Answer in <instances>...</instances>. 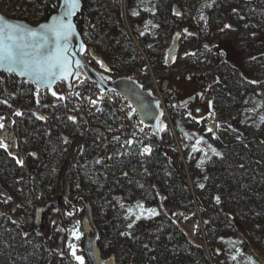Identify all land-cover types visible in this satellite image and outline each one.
Listing matches in <instances>:
<instances>
[{"label": "trees", "instance_id": "16d2710c", "mask_svg": "<svg viewBox=\"0 0 264 264\" xmlns=\"http://www.w3.org/2000/svg\"><path fill=\"white\" fill-rule=\"evenodd\" d=\"M218 1L219 8L214 9L210 16L212 35L218 37L227 31L228 38L234 36L236 47L242 52L244 70L249 76H245L239 68L230 66L218 54L199 58L201 62L212 65L211 71L216 73L212 97L219 130L215 135L207 132L205 119L200 122L189 115L180 118L182 127L205 133L218 151L205 173L197 166L199 156H191L189 174L194 180L203 181L202 187L197 185L196 192L187 181V172L179 154L168 145L172 140L171 128L160 130L159 136L148 127L147 133L159 144H154L149 153L142 154L139 145L129 146L126 137L117 131L118 116L112 107L103 108L98 116L80 112L84 116L87 133L94 137L95 145H102V136L109 140L107 171L112 182L107 184L101 196L82 192L83 187L79 186L80 195L76 199L77 204L85 207L82 217L85 234L93 236L95 232L98 233L95 246L98 261L100 241L112 237L114 230L123 229L117 214L116 196L120 195L135 199L139 194L151 192L170 229L177 232L170 237L168 230L162 231L158 226L143 232L136 230L128 235L116 234L111 243V258L115 264H211L204 247L187 239L186 233L165 207H182L190 211L198 206L204 214L203 221L210 241L209 252L216 258L222 257L223 264L227 263L223 240L238 233L235 221L243 220L247 230L249 223L256 224L261 229L257 233L264 237V123L248 125L243 118L244 94L248 87L263 81L259 78V72H264V24L246 11L259 8L263 0ZM82 3L75 20L85 43L83 59L96 72L102 70L107 74L110 81L131 78L133 70L146 71L149 64L158 70L160 76L161 72L177 63L180 50L184 48L191 49L190 56L200 55V31L194 24L195 0H156L153 4L155 9L150 10L145 6L140 7V0H82ZM125 4L130 13L143 9L144 18L151 19L158 26V42L152 44L148 37L141 36L139 32L135 33L138 44L133 40L124 24ZM60 6V0H0L3 14L36 25L57 13ZM234 16L239 18L237 22ZM227 21H234L235 24L226 27ZM183 28L192 32L188 40L180 34ZM233 28H236V33H233ZM171 45L177 46L176 51H172ZM100 47L105 50L102 51ZM101 59L104 61L103 68ZM254 62L258 67L250 68L248 64ZM125 69H129V72L123 73ZM145 75L148 77L149 73ZM12 77L22 86L33 89L22 103L40 107L36 104L39 98L53 96L50 90L36 92L37 88L26 80L0 71V94L10 96L14 105L21 102L18 103L19 97L9 89L8 83ZM85 80L99 89L89 78ZM138 82L141 85L145 83L141 80ZM83 87L85 85L79 86L75 81L70 87L69 96L74 97V92ZM61 103L63 108L56 106L53 112L50 111L49 119L26 108L19 112L21 115H17L27 161L16 149L19 138L14 130L15 125L8 120L0 134V139L8 145L7 151L0 148V264H76L68 251L60 254L51 244L54 236L61 233L52 224L53 217L61 213L63 221L71 224L76 215L68 196L72 190L70 180L66 177L62 180V190L68 198L62 195L57 202L51 203V174H40L42 169L39 162L33 171L27 169L37 161L35 152H45L46 162L54 165V161L59 160L57 154L61 151L64 154V149L73 147L69 154L71 163L73 159L76 161L81 147L87 149V138L73 146L69 134L60 128L53 129L54 122L60 118L71 122L66 100L63 99ZM90 141L88 139V143ZM119 155L127 156L117 166ZM17 160L23 163L19 164ZM28 198L31 200V211L27 205ZM89 207L93 214L92 224L86 221ZM250 233L253 236L257 234ZM62 235L64 241L68 240L67 231L64 230ZM196 257L200 261H196ZM87 264H94V260L88 258Z\"/></svg>", "mask_w": 264, "mask_h": 264}, {"label": "rangeland", "instance_id": "374dc122", "mask_svg": "<svg viewBox=\"0 0 264 264\" xmlns=\"http://www.w3.org/2000/svg\"><path fill=\"white\" fill-rule=\"evenodd\" d=\"M155 2L156 0H140L139 5L140 7L145 6V8L150 10V8L155 9V7H153ZM194 5L196 7L194 11V24L200 31V55L197 57L190 56L189 53L191 49L189 47L184 48L180 50L177 63L166 71L161 72V74H159L160 76H158V70L153 68L151 64L148 65L146 71L140 72L138 70H133V73H131L130 76H135L137 80L145 82L142 86L146 90L150 91L154 96L158 97L160 94L165 96L167 105L170 104L172 108H168L169 115H167V113L164 112L165 110L162 105L160 106L162 111V115L159 120L160 130L165 131L168 128H171L172 140L168 145L173 144L175 137L172 132V126L175 127L178 135L181 134L185 136L190 143V147L186 154L188 156H191L192 154L199 156L197 166H199L205 173L207 170L206 167H208V164L212 161L214 155L218 153L217 148L211 143L205 133L198 129L182 127L180 121L182 116L189 115L199 119L200 122L205 119L207 132L211 129L210 132L215 135L217 133L216 131L219 130V123L216 118L212 97V85L216 80V73L211 71L212 65L210 66L208 63H203V61L201 62L199 58L206 55L212 56L218 54L219 57L225 60L230 66L239 68L245 76H249V74L244 70L242 52L236 47V42L233 38L234 36L230 35L228 38L227 36L229 33L227 31L218 37H213L212 35L210 16L214 9L219 8V1L195 0ZM125 6L126 8L123 13L124 24L133 40L136 42L135 33L139 32L141 36L148 37L152 44L158 42V26L153 23L151 19L144 18V10L138 8L139 11L136 9L134 14L129 12L127 4H125ZM246 13L264 24V0L262 2V6L259 8H249ZM233 19L237 22V19L239 18L234 16ZM132 21L135 23L132 24ZM234 21H227L226 26H233V24H235ZM233 30V33H236V28H233ZM180 34L183 38L188 40V37L192 34V32L184 30L183 28L182 31H180ZM171 47L173 48L174 46L171 45ZM244 48L245 47H243V49ZM100 49H102V51L105 50V48L102 47H100ZM100 63L104 65L103 59L100 60ZM248 65L250 68L258 67L256 62ZM128 72L129 69H125L123 71V73ZM146 72L149 73L148 77H145ZM98 73L103 75L104 79L108 80V75L105 76L102 70H98ZM259 78L263 81L259 85L248 87L247 92L244 94L243 118L245 123L248 125H261L264 123V72H259ZM9 81V89L11 88L10 90H12L17 97H19L18 103H21L14 105V103L11 102L12 98L10 96L0 94V118H2L0 119V123H3L4 125L3 128H0V134L4 130L6 122L8 120L10 122L14 120V117H16L15 113L22 111L24 108L29 109V105L22 102L27 100L25 98L26 95L33 90L32 87H27L25 85L22 86L19 84L15 77H12ZM76 81L79 86L88 85L83 71L78 72ZM20 83L23 82L21 81ZM30 85L32 84L30 83ZM37 90L38 91L36 92L41 91L38 88ZM53 93H55V95ZM52 95L53 96H49L48 98H39L36 104L40 107L34 108H41L39 110L53 112L56 106L57 108H63L61 102L63 99L66 100L67 104H70L68 112L71 122H68L67 119L60 118L58 121L54 122L53 129L58 130V128H60L69 134L72 139L73 146H77L79 142H83V139L87 138V149L83 150V147H81L76 156V161L73 159L72 163L69 161L72 158L69 154L71 155L73 147L70 149H64V154L62 151L57 154L59 160L62 162L56 160L54 161V165L46 162L45 152H35L34 155L37 157V161L32 162L33 165H30V167L27 166V169L31 172L34 170V166H36L37 162L41 163L40 168L42 170L40 171V174L45 175L50 173L52 176L51 187L53 189V193L51 192L49 202H57L59 197L62 195L67 198L69 196L72 203V209L74 210L75 206L78 205L76 203V199L79 196V186L83 187L82 192L96 193L101 196L105 191L107 184L109 185L112 182V177L108 175L107 171L109 140L108 137L102 136V145H100V143L95 145L96 142L93 140L94 137L92 138V134L87 133L84 116L80 114V112L83 114L84 111L78 107L79 105L77 100L74 97L69 96V94L66 97L61 93H56L55 91L52 92ZM190 98L194 99L189 103L181 105L182 101ZM20 105H22V107ZM86 117L89 118V116ZM63 120L67 121V123L65 124ZM73 121L78 124L76 125ZM17 126L19 127V124L14 127V130L19 138L18 147H16V149L23 154V159L27 161L28 156H26L25 144ZM108 132L111 133L109 130ZM88 139H91L89 143ZM161 144L162 146L164 145L163 143ZM126 156L127 155H119L117 157V166L121 165L122 159ZM119 169L120 168L117 169L116 174H118ZM63 177H66V179L68 178L72 186V190L70 188L71 194L68 196L62 190ZM205 178L206 176H204V179ZM187 181L193 192H196L198 184L199 186L203 184L202 180H194L193 176L188 174ZM67 192L70 193V191ZM116 202L118 205L117 214L121 218L120 226L123 227V229L121 231L114 230L112 237L103 238L100 241L98 247L100 264H115L111 258V243L113 242V238L116 234L120 233L122 235H128L136 232V230L143 232L148 229L161 226L162 231H169L170 237L175 236L174 233H176L177 230L170 229L169 222L163 217L160 212V208L156 205V199L153 197L151 192L139 194L135 199H127L122 197V195L116 196ZM161 202L163 204V196H161ZM27 205L31 211V200L29 198L27 200ZM98 209L101 211V214L102 212L104 214V211L101 210V208ZM153 210L156 214H153ZM165 210L174 218L179 227L186 233L187 239L195 245L204 247L211 264H223L222 262L224 261L222 257L216 258L211 252H209L210 241L208 239V233L203 221L204 214L198 209V206L194 210L192 209L190 211L189 209L182 207H165ZM84 215L85 210L83 209V213L80 217L82 218ZM52 220V224H55L56 230H60L61 233L58 236H54L51 244L60 252V254L65 253V251H68L67 246L70 243V239L73 237V230H77L79 227H72V224H66L63 221L61 213L56 214ZM79 220L81 233L84 235L86 242V240L92 235L87 236L85 234L82 220L80 218ZM242 222L245 223L243 220L239 222L235 221L238 233L234 236L224 238L223 240L225 250L224 256H226L227 259L226 264H264V237L263 235L257 233L258 231L261 232L260 227L254 223H249L248 231ZM129 225H131V227ZM68 227L71 228V231H68ZM64 230L68 233V240L66 241H64L62 235ZM251 231L253 234L254 232L257 234L253 236L250 233ZM234 232H236V229H234ZM195 259L196 261H200L198 257Z\"/></svg>", "mask_w": 264, "mask_h": 264}, {"label": "water", "instance_id": "95a60500", "mask_svg": "<svg viewBox=\"0 0 264 264\" xmlns=\"http://www.w3.org/2000/svg\"><path fill=\"white\" fill-rule=\"evenodd\" d=\"M61 5L63 4V0ZM82 0H79L78 5L73 13V15L64 18V22H70L72 24V32L68 36L66 41L61 40V47L65 48L66 51L64 55L67 57L69 62L68 71L65 74L62 71H59L54 78H51L49 82H39L35 81L32 78L21 75L17 71L9 72L7 71L8 65L0 64V71L6 74H14L17 77L27 80L32 85L36 86L39 90H53L55 85L60 81H65L70 87H72L77 80L78 72L83 71L84 75L89 78L92 82L96 83L97 87L101 90H115L117 91L126 101H128L136 110L138 117L141 122L146 126L152 129V131L160 136L159 120L162 115L160 108L161 99L160 97L154 96L150 91L143 88V86L138 82L137 79L130 77H122L113 81L106 80L102 78L88 63L83 59V51L85 48L84 39L78 28L75 17L78 12L82 9ZM64 9L60 6V9L57 13L53 14L48 20L41 22L40 24L34 25L29 23L24 19H17L6 16L0 10V18H3L0 23H8L12 25H20L24 29L40 32L41 25H51L56 20L54 18H60ZM36 38L25 35L24 42L33 43ZM47 50L55 52L56 43L55 37L49 36L48 41L45 43ZM177 46L172 48V51H176ZM31 51V49H28ZM79 61V64L76 62ZM54 71H56L54 69ZM194 98L187 99L181 102V105L189 103ZM86 221L89 224L93 223V214L91 208H87L86 212ZM98 233L95 232L93 236L89 237L86 240V253L88 258L94 260V264H100L98 258L96 257V240Z\"/></svg>", "mask_w": 264, "mask_h": 264}, {"label": "snow or ice", "instance_id": "6c2138e0", "mask_svg": "<svg viewBox=\"0 0 264 264\" xmlns=\"http://www.w3.org/2000/svg\"><path fill=\"white\" fill-rule=\"evenodd\" d=\"M78 2L79 0H63L61 7L64 11L61 17L58 19L54 18L56 22L51 25H41L40 32L24 29L20 25L0 23V64L6 63L8 65L7 71L9 72L17 71L19 74L26 75L39 82H49L59 71L67 74L69 62L64 55L66 49L61 47L60 42L61 40L66 41L72 32V24L70 22L65 23L64 18H70L73 15ZM2 20L3 18H0V21ZM25 35L36 39L33 43H26L24 42ZM50 35L55 37L56 49L54 53L45 47ZM28 49H31V51ZM76 63L79 64V61ZM101 66L103 67L102 64ZM53 94L55 95V93ZM15 114L21 115L19 112ZM3 127V123H0V128ZM0 148L6 151L8 148V145L2 139H0ZM144 151L150 152L151 149L145 148ZM17 163L22 164L23 162L17 160ZM217 202H219L218 197ZM153 214H156L154 210ZM129 226L131 227V225ZM73 235L77 239L79 238L75 231H73ZM69 248L72 249V255L79 264H84L83 257L76 255L75 246L69 245Z\"/></svg>", "mask_w": 264, "mask_h": 264}, {"label": "built area", "instance_id": "2783aa9c", "mask_svg": "<svg viewBox=\"0 0 264 264\" xmlns=\"http://www.w3.org/2000/svg\"><path fill=\"white\" fill-rule=\"evenodd\" d=\"M135 77V76H134ZM69 86L65 81L58 82L55 87L54 91L57 93H61L67 97L69 94ZM159 97L162 101V106L167 113H168V106L165 99V96L163 94H160ZM74 98L78 102V107L81 108L86 114H90L92 116H98L100 115L101 111L105 107H112L118 116V125H117V131L122 135L126 137V140L128 141L129 146L139 145L142 154H147L149 152H145V148L152 149V146L154 144H159V142L149 136L147 133V128L142 124L140 121L137 112L135 108L126 101L117 91L115 90H99L95 89L91 84L86 85L83 88H78L74 94ZM22 107V105H20ZM68 106L70 108V104L68 103ZM28 108L35 112L37 115L49 119L51 118L50 111L45 110H39L34 107L28 106ZM15 126L18 125V117H14L13 120ZM18 130L19 127L17 126ZM172 132L174 133L175 137L173 140V144L169 145L176 153L179 154L184 167L186 169V172L189 174V164L191 160V156H188L186 152L188 151L190 147V143L188 139L183 135H178L176 129L174 126H172ZM131 142V143H129ZM80 195V194H79ZM66 197V196H65ZM75 212L76 217L73 218L71 224L73 226H78L79 228L75 231V233L79 236L77 239L75 235L71 238L70 243L68 244V252L76 262V264H79V262L74 258L72 255V249L69 248V245L75 246V252L77 256H81L84 259V264L87 263V256L85 253V244H84V235L81 233L80 229V220L82 218L80 217L83 213V209L85 210L84 205L78 204L75 206ZM70 224V225H71ZM68 231H71V228H67Z\"/></svg>", "mask_w": 264, "mask_h": 264}, {"label": "flooded vegetation", "instance_id": "af4514ba", "mask_svg": "<svg viewBox=\"0 0 264 264\" xmlns=\"http://www.w3.org/2000/svg\"><path fill=\"white\" fill-rule=\"evenodd\" d=\"M84 74V73H83ZM99 75H100V73H98ZM103 74L105 75V76H107V74H105L104 72H103ZM85 76V75H84ZM102 76V78H103V75H101ZM87 77L85 76V79H86ZM107 78H108V80H111V78L110 77H108L107 76ZM79 79V78H78Z\"/></svg>", "mask_w": 264, "mask_h": 264}]
</instances>
